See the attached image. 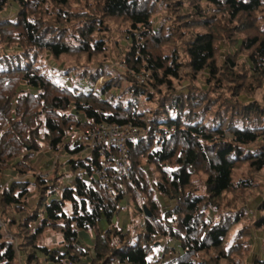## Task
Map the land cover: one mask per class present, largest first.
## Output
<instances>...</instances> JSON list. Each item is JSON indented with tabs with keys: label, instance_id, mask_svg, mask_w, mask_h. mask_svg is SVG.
Returning <instances> with one entry per match:
<instances>
[{
	"label": "trees",
	"instance_id": "16d2710c",
	"mask_svg": "<svg viewBox=\"0 0 264 264\" xmlns=\"http://www.w3.org/2000/svg\"><path fill=\"white\" fill-rule=\"evenodd\" d=\"M82 2L89 4L73 8ZM160 2L172 12L164 9L153 28ZM184 2L190 11H182ZM201 3L216 8L215 15H206ZM9 5L18 10L15 20H0V44L15 46L0 56V264H245L254 231L264 234V199L254 198L257 208L250 209L237 196L252 184L236 179L243 165L251 174L264 170V0H0V14ZM108 19L129 24L133 45L125 62L149 80L130 81L127 94L151 104L149 112H132V102L124 110L111 103L113 96L105 100L114 83L99 95L84 92L83 82L80 89L61 85L38 64L43 53L55 60L101 53ZM220 42L239 52L217 67ZM240 54L245 62L236 71ZM78 71L66 72L85 84L100 76ZM201 75L208 85L229 81L227 111L215 109L213 95L197 87ZM186 83L191 88L181 90ZM102 122L149 133L127 143L130 182L116 180L112 193L92 178L98 154L83 153L69 139ZM44 145L62 151L63 169L75 174L61 191L58 164L46 178L37 165ZM8 172L19 180L3 187ZM126 199L139 221L122 228L113 221ZM165 199L174 201L172 208L163 206ZM48 231L56 244L43 236ZM245 231L251 238L243 249ZM85 234L93 237L88 244L81 242Z\"/></svg>",
	"mask_w": 264,
	"mask_h": 264
},
{
	"label": "rangeland",
	"instance_id": "374dc122",
	"mask_svg": "<svg viewBox=\"0 0 264 264\" xmlns=\"http://www.w3.org/2000/svg\"><path fill=\"white\" fill-rule=\"evenodd\" d=\"M152 2L156 3L158 0H151ZM163 2V1H162ZM87 3V2H86ZM85 2L79 3L78 5H73V8L75 10H81L82 6H84L86 4ZM89 4V3H87ZM168 5V2H167ZM51 7V6H49ZM200 7L202 9L205 10L206 15L213 17L215 14L214 12L216 11V8H214L213 6H209L207 4L201 3ZM166 8L165 4H162L161 2L159 3V5L156 7V17L157 20H155V23L153 25V28H157L160 21L162 19H164V14L163 11ZM183 10H187L190 11L189 9V4L188 3H183L182 7ZM17 7L15 5H9L7 7V9L0 14V20H15L16 19V13H17ZM167 10V9H165ZM53 12H55V10H52ZM169 12H172L170 10H167ZM176 13V12H175ZM174 13V14H175ZM180 13V12H179ZM176 13V17H178L180 14ZM107 24L105 26L106 30L105 32H103L100 35H103V41H104V49L101 53L97 54V55H93L91 57L90 60L86 59V57H83L79 60H73L71 58L69 59H58L55 60L53 58H47L46 54L43 53L38 57V64H44L46 67V71H47V76L52 78L53 81H55L56 83H59L61 85H72L75 86L76 88H79V84L80 82L82 85V88L84 92L86 91H91L94 94H100L102 93V90L105 88V85H110L111 83H114L113 88L107 92L106 94L103 95V97H105L104 99H109L110 96H113L114 99L111 100L112 104H118L120 103L121 108H123L124 110H126L129 107V103L132 102V112L140 114V113H144L145 111L149 112V107H151V104H141L140 102L134 101L132 100V98L127 94V89L130 86V81H136L138 83V78L137 75H142L144 72L141 71L140 74L134 73L132 71H130V69L128 68V65L126 64V57L129 54V52L131 51L132 48V36L129 35V24L122 22L121 20H115V19H108ZM131 39V40H129ZM135 41L142 42V40L139 39V36H136ZM178 41L180 42V46L179 44H176V47H178L179 50H181V41L182 39L178 38ZM15 49L14 47L11 48H7L5 45L0 44V56L2 57L4 54H11L13 52V50ZM175 49V45L170 44L167 47V51H170ZM239 52L238 46H229L226 43H222L220 42V44H218V51L215 55V64L217 67H221L222 65L224 66L226 64V58L230 56H236ZM244 54H240L237 58H238V66L236 67V71H239L242 68V63L245 62V58L243 56ZM182 56L184 57V55L182 54ZM63 62V63H62ZM229 64V63H228ZM68 70H72V69H76L79 72H83V70H90L91 73L95 74L96 72L100 73L97 77V80L95 81L94 84H91L90 82L87 81V84H85V80H81V78L77 77H73V72L68 74V72H66ZM76 74V73H75ZM66 75V76H64ZM87 79V78H86ZM199 82L197 83V87L202 90H204V92H208V95L211 94L213 95V99H215L216 101V106L214 107L215 109H220L221 111H227V104L230 101V97H231V93H230V89L231 86L229 85V81L228 82H224L222 85L220 84H206L205 83V78L201 75L199 77ZM117 83H120L119 85H117ZM229 83V84H228ZM220 85V86H219ZM117 86V87H116ZM223 86V87H222ZM81 88V87H80ZM79 88V89H80ZM190 83H186L185 85H183L180 89L185 91L187 89H190ZM255 96V95H254ZM257 97L259 98L260 96L257 95ZM241 99V98H240ZM243 99V98H242ZM143 100V99H142ZM245 100V99H244ZM144 102V100L142 101ZM213 108V109H214ZM146 117L151 120L152 116L151 114H147ZM172 119V117H171ZM159 129L160 130H165L166 127V122H167V118L165 117H160L159 118ZM158 129V130H159ZM260 147V146H258ZM39 157H41L40 159H38ZM90 158V156H89ZM37 165L40 169L43 170V178L47 177V172L48 175L50 174L51 170L53 169V167L57 165V169H58V174H62L63 178H62V182L60 184L59 187V191H61V188L64 186L66 187V185H71L73 179L75 178V174L72 172H68L67 170L63 169L64 166V161L67 160V157L64 156V153H62V151L60 152H54L51 151L46 145H44L42 147V155H37ZM41 163V164H40ZM11 172H8V174H6V177H4V183H3V187L6 184H9L10 181H18L19 179L17 177L14 176V174L10 175ZM27 177H33L31 175L27 176ZM150 177V175H149ZM152 177V176H151ZM150 177V178H151ZM236 179H243L246 181H250L252 184V189L251 190H246L243 193H240L242 195L237 196L239 198V200L244 203L249 200L251 202L249 208L252 210H255L257 207V202L254 198L259 197L260 196V200L264 199V170L257 172L256 174H251V172L249 171V168L245 165H243L241 168H239V170L236 173ZM21 180V179H20ZM254 199V200H253ZM29 202L32 203V200H30ZM125 204L122 203L121 207L118 208L117 210V214H129L128 219H127V223L128 225L131 224L132 221H139L137 218V214L135 213L134 208L129 204V201L126 199ZM163 202H167L168 204L171 203L170 207L172 208V206L175 204L174 201H170V200H162ZM226 205H228V202L225 203ZM231 207H233V205H231ZM238 209L241 207L240 205L237 204ZM255 214V213H254ZM252 214V216L254 215ZM15 216H19L18 214H15ZM14 217V216H13ZM246 221V219H245ZM247 225H249V221L247 219L246 221ZM127 225V226H128ZM251 225V224H250ZM126 226V228H127ZM251 227V226H250ZM106 225L103 226L102 225V231H104L106 229ZM250 231V229L248 230ZM248 231H245V235L244 238L241 240V242H239V247L243 248V245L245 243H248V240L251 238V236H246L248 235ZM43 236L47 239H50L53 243H57L58 239L57 237L53 236L52 234H50V232H44ZM83 237L85 236L86 239H88V241H92L93 237L90 235H82ZM252 245H251V255L248 258V260H246L245 264H257V262L259 260H264V255H263V243H264V234L262 233H256L254 231L252 239H251ZM241 243V244H240ZM83 246H87L88 245H83ZM180 248V247H179ZM244 249V248H243ZM162 249H159L158 252L156 254H154L153 256V260H157L158 258H160L161 253H162ZM250 252V250L248 251ZM171 256H168V259ZM43 262V261H42ZM44 264V263H43Z\"/></svg>",
	"mask_w": 264,
	"mask_h": 264
},
{
	"label": "built area",
	"instance_id": "2783aa9c",
	"mask_svg": "<svg viewBox=\"0 0 264 264\" xmlns=\"http://www.w3.org/2000/svg\"><path fill=\"white\" fill-rule=\"evenodd\" d=\"M138 83L145 84L149 78L148 73L137 75ZM148 130L131 124L120 126L102 122L94 130L71 134L70 142L83 147V153L95 151L99 156V168H93L92 178L97 180L105 189L112 193V185L116 180H126L130 182L131 165L127 160V143L137 142L148 137ZM157 140L161 135H152ZM112 171L114 175H108ZM84 173L77 172L82 176Z\"/></svg>",
	"mask_w": 264,
	"mask_h": 264
},
{
	"label": "crops",
	"instance_id": "0c3cea01",
	"mask_svg": "<svg viewBox=\"0 0 264 264\" xmlns=\"http://www.w3.org/2000/svg\"><path fill=\"white\" fill-rule=\"evenodd\" d=\"M41 157H39L38 159H40ZM41 164V163H40ZM125 204V203H124ZM170 205H171V203L170 204H168L167 202H163V206L165 207V208H171L170 207ZM128 216H129V214L127 213V214H124V215H122V214H118L117 215V217L114 219V223H117L120 227H122V228H125L127 225H128V223H127V219H128ZM81 242L82 243H85V244H88L89 242H91V241H88V239H86V237L84 236H81ZM88 242V243H87ZM172 247H174V250H175V252L177 253V252H179L180 251V248H179V244L178 243H173L172 244Z\"/></svg>",
	"mask_w": 264,
	"mask_h": 264
}]
</instances>
